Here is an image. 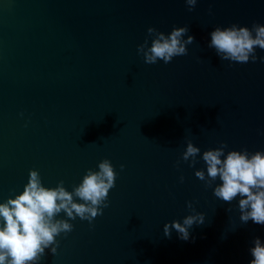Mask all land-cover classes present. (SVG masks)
<instances>
[{
  "label": "water",
  "instance_id": "water-1",
  "mask_svg": "<svg viewBox=\"0 0 264 264\" xmlns=\"http://www.w3.org/2000/svg\"><path fill=\"white\" fill-rule=\"evenodd\" d=\"M253 22L264 24V0H198L191 12L184 0H0V202L32 168L69 191L101 159L117 172L103 214L70 221L38 264H249L264 225L241 222L238 199H217L194 174L206 172L200 156L189 167L181 154L188 140L201 153L221 141L264 150V50L240 64L208 47L214 27ZM149 26H187L188 54L145 64ZM187 201L204 223L187 241L166 237Z\"/></svg>",
  "mask_w": 264,
  "mask_h": 264
},
{
  "label": "clouds",
  "instance_id": "clouds-1",
  "mask_svg": "<svg viewBox=\"0 0 264 264\" xmlns=\"http://www.w3.org/2000/svg\"><path fill=\"white\" fill-rule=\"evenodd\" d=\"M197 2L184 0L190 12ZM188 32L187 26H174L167 34L149 26L144 41L137 45V53L142 55L145 64L152 65L158 61L168 64L174 57L188 54L187 45L194 42V37ZM209 35L208 47L214 49L222 61L255 62L257 48L264 50V24L216 26ZM259 59L264 61V56ZM226 148L227 144L221 141L218 147L201 153L200 148L188 140L181 161L194 167L199 155L206 172L196 168L194 174L205 187H212L213 195L228 204L238 199L241 222L251 220L264 225V150L249 152L243 148L225 152ZM179 164L177 161L176 166ZM120 168L123 170L124 165L121 164ZM116 177L113 164L104 158L98 162L96 170L87 169L80 182L69 191L63 180L58 181L55 187H46L39 171L29 169L23 190L0 202V264H38L46 249L55 254L59 244L57 237L73 230L70 221L79 218L91 224L103 214ZM183 179L181 176V182ZM217 180L219 183L214 184ZM186 207L189 214L182 220L173 219L163 224L166 237H170L175 229L179 238L187 241L190 239L189 229L204 223L205 214L196 211L191 201L186 202ZM61 213L66 218L61 217ZM252 245L249 264H264V241L254 237Z\"/></svg>",
  "mask_w": 264,
  "mask_h": 264
}]
</instances>
